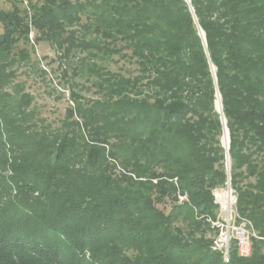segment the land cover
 Returning a JSON list of instances; mask_svg holds the SVG:
<instances>
[{
    "label": "trees",
    "instance_id": "1",
    "mask_svg": "<svg viewBox=\"0 0 264 264\" xmlns=\"http://www.w3.org/2000/svg\"><path fill=\"white\" fill-rule=\"evenodd\" d=\"M29 5L0 8V264H264V0ZM33 30L92 61L73 73L99 97L63 70L56 127L17 81ZM115 55L123 74L95 62ZM219 95L235 208L257 234L229 262L208 237L229 182Z\"/></svg>",
    "mask_w": 264,
    "mask_h": 264
},
{
    "label": "rangeland",
    "instance_id": "2",
    "mask_svg": "<svg viewBox=\"0 0 264 264\" xmlns=\"http://www.w3.org/2000/svg\"><path fill=\"white\" fill-rule=\"evenodd\" d=\"M37 1V0H33ZM13 0H0V8L5 10L12 9ZM3 32V26L0 23V34ZM37 33L33 30L30 33V45L26 46L30 52L31 62L27 65L19 66L18 70V82L25 85L26 92L34 97V106L39 110L41 117L46 119L48 123L53 126H59L63 118L65 117L66 110L72 106L69 97V91L66 89L65 96L60 95L63 80H61L62 71L68 70V78L72 79L70 83L76 84L79 92L87 98H98V88L94 85L96 78L87 77V75H74L73 70H84L87 72L88 63L92 61H86L88 53L82 51H76L70 58H62L61 52L55 47L46 42H36ZM23 47V45H22ZM95 62L109 70L111 72L122 73L129 69L128 63L126 64L123 57L115 55L110 60L95 59ZM64 85H69L64 83ZM65 88V87H62ZM58 90V91H56ZM234 195V192H233ZM215 199L220 206V216L223 221L225 213L224 208H228L230 204L235 209L232 201L234 198H230V192L228 186L218 190L215 193ZM228 206V207H227ZM165 212L170 210L168 206H161ZM220 231L216 230L215 234H209L208 237L214 241L217 239ZM257 235V234H256ZM233 243L230 247L229 256L233 249ZM236 246V245H235ZM237 248V247H236ZM223 255V254H222Z\"/></svg>",
    "mask_w": 264,
    "mask_h": 264
},
{
    "label": "built area",
    "instance_id": "3",
    "mask_svg": "<svg viewBox=\"0 0 264 264\" xmlns=\"http://www.w3.org/2000/svg\"><path fill=\"white\" fill-rule=\"evenodd\" d=\"M21 1L23 3V6L28 11H30V0ZM229 192L230 198H234L232 203L233 205H235L236 197L235 195H233V190L231 189V191ZM186 200V197L179 196V203H182ZM223 211L226 218L222 221L219 213L218 219L215 222H212V227L219 229L220 231L217 239L213 243V250L221 252L223 254L224 261L229 262L230 247L232 245V242L234 241L239 256L244 258L249 257L252 253V237H257L253 225L248 220L242 219L237 213L236 208L234 209L232 204H230L228 208H224Z\"/></svg>",
    "mask_w": 264,
    "mask_h": 264
},
{
    "label": "water",
    "instance_id": "4",
    "mask_svg": "<svg viewBox=\"0 0 264 264\" xmlns=\"http://www.w3.org/2000/svg\"><path fill=\"white\" fill-rule=\"evenodd\" d=\"M201 34L203 35V32L200 31ZM219 102V106H217L218 108V112L222 114V122L224 124V138H223V144H224V147L226 148L227 150V163H226V168H227V174H228V188H229V191H231V186H230V169H231V162H230V157H229V154H228V150H229V133H228V130L226 128V125H225V119L223 117V113H222V104H221V98H220V95H219V99L217 101V103ZM225 140V141H224Z\"/></svg>",
    "mask_w": 264,
    "mask_h": 264
},
{
    "label": "bare ground",
    "instance_id": "5",
    "mask_svg": "<svg viewBox=\"0 0 264 264\" xmlns=\"http://www.w3.org/2000/svg\"><path fill=\"white\" fill-rule=\"evenodd\" d=\"M217 106H219V102L217 103ZM225 141V140H224Z\"/></svg>",
    "mask_w": 264,
    "mask_h": 264
}]
</instances>
